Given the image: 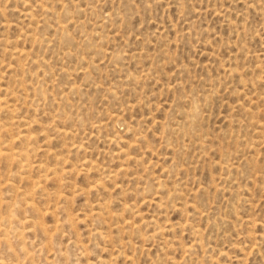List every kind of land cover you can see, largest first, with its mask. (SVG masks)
<instances>
[{"label":"rangeland","instance_id":"374dc122","mask_svg":"<svg viewBox=\"0 0 264 264\" xmlns=\"http://www.w3.org/2000/svg\"><path fill=\"white\" fill-rule=\"evenodd\" d=\"M0 98L6 264H264V0H0Z\"/></svg>","mask_w":264,"mask_h":264},{"label":"bare ground","instance_id":"6f19581e","mask_svg":"<svg viewBox=\"0 0 264 264\" xmlns=\"http://www.w3.org/2000/svg\"><path fill=\"white\" fill-rule=\"evenodd\" d=\"M43 3H44V2H43ZM39 4H40V3H39ZM41 4H42V3H41ZM46 5H47V4H46ZM40 8H43V6L40 7ZM45 8H46V7H45ZM31 15H32V13H31ZM28 16H29V15H28ZM31 18H32V17H31ZM29 19H30V17H29ZM37 21H38V20H37ZM37 21H35V22H37ZM22 31H23V30H22ZM24 32H25V31H24ZM26 33H27V32H26ZM26 33H24V34H26ZM30 35H32V34L30 33ZM22 36H24V35H22ZM25 37H26V36H25ZM21 49H22V48H21ZM18 51H19V52H18ZM18 51H17V52H18V55H19V53H21L22 51H20V50H18ZM24 51H25V50H24ZM15 53H16V52H15ZM25 54L28 55V52H27V53L25 52ZM19 56H20V55H19ZM23 56H24V55H23ZM17 60H18V59H17ZM9 89H10V88H9ZM11 90H12V89H11ZM8 91H9V90H8ZM9 92H10V91H9ZM9 92H8V94H9ZM12 93H13V92H12ZM5 94H6V93H5ZM11 95H12V94H11ZM7 97H8V96H7ZM2 98H3V97H2ZM4 99H5V98H4ZM4 99H3V100H4ZM16 99H17V98H16ZM3 100L0 98V107H2L1 105H3V104H4V105H3L4 107H5V105H7V104H5L7 100H6V101H3ZM14 105H15V104H14ZM12 106H13V105H12ZM13 107H14V106H13ZM9 108H10V107H9ZM3 110H4V109H3ZM12 110H13V108H12ZM10 111H11V110H10ZM17 119H18V118H17ZM25 123H27V121L24 122V124H25ZM27 124H28V123H27ZM1 125H2V124H1ZM28 125H29V124H28ZM2 126H4V125H2ZM2 126H1V127H2ZM5 126H6V129L9 127V126L7 127V125H5ZM8 130H9V132H10V129H9V128H8ZM58 131H60V130H58ZM0 133H1V132H0ZM23 133H24V132H23ZM23 133H20V134H23ZM58 133H59V132H58ZM10 134H11V132H10ZM10 134H9V136H10ZM17 134H18V133H17ZM29 134H31V133L29 132ZM3 135H5V134H3ZM18 135H19V134H18ZM18 135H17V136H18ZM11 136H12V135H11ZM14 136H15V135H14ZM30 136L34 137L35 134H34V136H33V133H32V135H29V137H30ZM0 137L3 139V137H2L1 134H0ZM12 137H13V136H12ZM21 137H22V136H21ZM23 137H24V136H23ZM23 137H22V139L19 137V140L21 139V141H23ZM26 137H28V135H27ZM29 137H28L27 140H29ZM5 138H7V136H6ZM9 138H11V137H9ZM7 139H8V138H7ZM25 139H26V138H25ZM25 139H24V140H25ZM32 139H33V138H32ZM32 139H31V141H33ZM201 139H203V138H201ZM14 140H15V139H14ZM14 140H13V141H14ZM17 140H18V138H17ZM0 141H2V140L0 139ZM8 141H10V140H8ZM8 141H7V142H8ZM11 141H12V140H11ZM15 141H16V140H15ZM25 141H26V140H25ZM203 141H204V140H203ZM2 142H4V139H3ZM28 142H29V141H28ZM8 143H9V142H8ZM8 143H7V144H8ZM2 144H3V143H2ZM11 144H12V143H11ZM27 144H28V143H27ZM29 144H30V143H29ZM203 144H204V143H203ZM5 145H6V144H5ZM9 145H10V144H9ZM9 145H8V146H9ZM31 145H32V144H31ZM12 146H13V145H12ZM25 146H26V145H25ZM204 146H205V144H204ZM1 147H3V146H1ZM31 147H34V146H31ZM31 147H30V150L33 149V148L31 149ZM10 148H13V147H10ZM10 148H9V149H10ZM22 148H23V150H24V147H22ZM26 148H29V147H26ZM1 149L4 150V148H1ZM5 149H7V147H5ZM13 149H14V148H13ZM13 149H11V150L13 151ZM18 149H19V148H18ZM20 149H21V148H20ZM11 150H10L9 153H7V152L5 153V151H7V150H4V152H3V151L1 152V150H0V155H4V156H6L7 158L5 157L4 159H5V160H6V159L8 160V159H9L8 157H10V159H12V158H13V155H15V156H17V155H18V156H24V154H25V153H24L25 150H24V152H23V150H22V152L19 151V150H18V151L16 150L17 152H16V151L11 152ZM26 150H27V149H26ZM8 151H9V150H8ZM32 151H34V150H32ZM28 152H29V151H28ZM28 152H27V153H28ZM27 153H26V154H27ZM28 154H29V153H28ZM28 154H27V155H28ZM29 155H30V154H29ZM29 155H28L27 157H26V155H25V157L28 158ZM15 158H16V157H15ZM15 158H14V159H15ZM16 159H17V158H16ZM16 159H15V160H16ZM19 159H20V162H22V157H21V158L19 157ZM135 159H136V158H135ZM7 160H6V161H7ZM23 160H24V158H23ZM25 160H26V159H25ZM13 161H14V160H13ZM6 163H7V162H6ZM16 163H18L17 160H16ZM25 163H26V161H25ZM25 163H24V164H25ZM18 164H19V163H18ZM20 164H21V163H20ZM28 164H29V160H28ZM30 164H31V163H30ZM9 165L11 166L10 161H9ZM22 165H23V164H22ZM22 165H21V167H22ZM26 166H27V165H26ZM30 166H31V165H30ZM41 166H42V164H41ZM7 167H9V166H7ZM7 167H5L4 170H6ZM21 167H19V165H18V169L21 168ZM36 167L38 168V165H37ZM39 167H40V166H39ZM41 168H42V167H41ZM43 168H44V167H43ZM53 168H54V167H53ZM11 169H12V168H11ZM11 169H10V167H9L8 170H6V171H9V170H11ZM18 169L16 168V171H17ZM22 169H23V168H22ZM47 169H48V168L46 167V170H47ZM49 169H50V168H49ZM19 170H20V169H19ZM19 170H18V173H19ZM38 170H39V169H38ZM52 170H53V169H52ZM60 170H61V169H60ZM60 170H59V173H60ZM48 171H49V170H48ZM53 171H54V170H53ZM57 171H58V170H57ZM9 172H10V171H9ZM9 172H5L4 175H3V172H1L2 175H0V176H4V177H5V174H8ZM39 172H40V171H39ZM39 172H38V173H39ZM41 172L43 173V169H42ZM46 172H47V171H46ZM46 172H44L45 175H47ZM61 172H62V170H61ZM14 173H15V171H14ZM20 173H22V171H20ZM44 173H43V175H44ZM11 174H12V173H11ZM11 174L9 173V175H11ZM19 175H20V174H19ZM43 175L41 174V176H43ZM50 175H51V174H50ZM50 175H49V176H50ZM53 175L55 176V173H54ZM255 175H256V174H255ZM25 176H26V177H28V176L31 177L29 174H28V176H27V174H26ZM49 176H48V177L46 176V177L49 178ZM39 177H40V176H39ZM51 177H53V176H51ZM56 177H57V178H60L61 176H60V175L58 176V175L56 174ZM0 178H2V177H0ZM5 178H6V177H5ZM5 178H4L3 180H4L6 183L3 182V181H2V182L5 183V184H7V181L5 180ZM34 178H36V177H34ZM34 178H33V179H34ZM44 178H45V176H43V180H44ZM6 179H7V178H6ZM45 179H46V178H45ZM36 180H37V178H36ZM39 180H40V179H39ZM56 180L58 181V179H56ZM45 181H46V180H45ZM52 181L54 182V180H52ZM62 181H63V179H62ZM62 181H61L60 184H59L60 181H59L57 184L60 185V186H62ZM2 182H1L0 184H2ZM43 183H44V182H43ZM5 184H4V185H5ZM4 185H3V186H4ZM7 185H9V183H8ZM41 185H42V184H41ZM0 186H1V185H0ZM38 186H39V185H38V183H37V187H38ZM55 186H56V185H55ZM60 186H59V190H58V191L62 192L61 189H60ZM70 186H71V185H70ZM10 187H11V185H10ZM33 187H34V185H33ZM45 187H46V186H45ZM0 188H1V187H0ZM35 188H36V187H35ZM35 188H34V189H35ZM46 188H47V187H46ZM46 188H44V189L47 190ZM9 189H10V188H9ZM10 190H11V189H10ZM56 190H57V188L55 187V191H56ZM1 191H2V189H1ZM1 191H0V192H1ZM21 191H22V189H21ZM24 191H26V190H24ZM33 191H34V190H33ZM42 191H43V190H42ZM53 191H54V190H53V187H52V192H53ZM37 192H38V191H37ZM48 192H49V191H47V194H46V195H47V197L49 198L48 194L50 195V192H49V193H48ZM60 192H59V193H60ZM22 193L25 194L24 192H22ZM28 193H29V192H28ZM30 193H31V192H30ZM34 193H36V192H34ZM53 193H54V192H53ZM57 193H58V192H57ZM73 193H74V192H73ZM60 194H63V193H60ZM0 196H1V194H0ZM14 196H15V193L13 194V197H14ZM31 196H32V194H31ZM31 196H30V195L28 196L29 199L31 198ZM53 196H54V195H53ZM43 197H44V196H43ZM58 197H59V194H58ZM26 199H27V196H26ZM29 199H28V200H25V205L28 206L30 209H32V210H33L32 212H34V213H35L36 215H38V216H40V215L43 214V210H44V209H45V211H46V209L50 208V206H48V208H46V206H45V208H43V210H42V212H41V209H39V208H41V206H40V207H39V206L37 207L38 204L36 203V201H35V203H34L33 200L29 201ZM45 199H47V198L45 197ZM49 199H50V198H49ZM52 199H55V198L52 197ZM64 199H65V197H64ZM1 200H2V198L0 197V203H2ZM34 200H35V198H34ZM66 200H67V199H66ZM5 201H6V200H5ZM21 201H23V199H21ZM32 201H33V202H32ZM45 201H46V203H49V205H50V201H47V200H45ZM53 201H54V200H53ZM98 201H99V200H98ZM100 201H101V200H100ZM106 201H107V200H106ZM7 202H8V201H6V202H4V203H5V206L7 205V207H8V205H10V204L7 203ZM13 202H14V201H11V206L13 205ZM54 202H55V201H54ZM62 202H63V201H62ZM96 202H97V201H96ZM20 203H21V202H20ZM20 203H19V204H20ZM23 203H24V201H23ZM46 203H45V204H46ZM59 203H60V202H59ZM59 203L57 202V204H54V206H55V207H58V205H61V203H60V204H59ZM101 203H102V202H101ZM125 203H126V202H125ZM156 203H157V201H156ZM17 204H18V202H17ZM17 204H16V205H17ZM36 204H37V205H36ZM88 204H89V203H88ZM104 204H106V203H104ZM161 204H162V203H161ZM161 204H160V206H161ZM21 205H22V204H21ZM109 205H110V204H108V206H109ZM164 205H165V203H164ZM0 206H1V205H0ZM11 206H9V209L7 208L8 213H7V215H6V213H5V217H3L4 215L2 216V215L0 214V218L3 217L2 220H1V221H2L1 223H3V224L6 223V225H7V226L4 225V226H6V228H4V226H3L2 234H4V235L7 236V238L4 240V243H7L9 247H10V244L8 243V240H9V238H8L9 236H8V235L10 234V232H12L13 234L17 235V237H18L19 235H22V231H20V230H21L20 226H19L20 230L18 229L19 231H18L16 228H15L14 231L12 230V228L15 227V226H13V222H14V218H15L16 215L13 217V215H14L13 213H14L15 211H13L14 209L11 211V209H10ZM23 206H24V205H23ZM51 206H53V204H51ZM54 206H53V207H54ZM67 206H68V205H67V203H66V207H67ZM95 206H96V205H95ZM106 206H107V205H106ZM172 206H173V205H172ZM174 206H175V205H174ZM28 207H27V209H29ZM63 207L65 208L64 205H63ZM127 207L129 208L128 204H127ZM127 207H126V208H127ZM5 208H6V207H5ZM97 208H98V207H97ZM68 209H69V208H68ZM105 209H106V208H105ZM123 209H124V206H123ZM50 210H51V208H50ZM53 210H54V209H53ZM66 210H67V209H66ZM196 210H197V209H196ZM29 211H30V210H29ZM64 211H65V209H64ZM67 211H68V210H67ZM94 211H97V209H96V210L94 209ZM12 212H13V213H12ZM50 212L53 213V211H50ZM100 212H101V213L103 212L102 209H100ZM107 212H108V210H107ZM51 213H50V214H51ZM54 213H55V212H54ZM67 213H69V212H67ZM87 213H89V212H87ZM90 213H92V212H90ZM195 213H196V212H195ZM197 213H198V212H197ZM25 214H26V213H25ZM28 214H29V213H28ZM93 214H94V213H93ZM116 214H117V213H116ZM135 214H136V213H135ZM52 215H54V214H52ZM103 215H104V214H103ZM105 215H106V214H105ZM105 215H104V216H105ZM24 216H26V215H24ZM32 216H35V215H32ZM18 217H19V216H18ZM27 217H29V216L27 215ZM42 217H43V215H42ZM73 217H74V216H73ZM85 217H86V216H85ZM20 218H21V217H20ZM33 218H34V217H33ZM33 218H32V219H33ZM36 218H38V217L36 216ZM116 218H117V216H116ZM125 218H126V217H125ZM125 218H124V219H125ZM132 218H133V217H132ZM39 219H40V218H39ZM66 219H67V222L69 221V222L71 223V222L73 221L74 218H72V216H70L69 214H67V215H66ZM80 219H82V218H80ZM104 219H105V218H104ZM21 220H22V221H20V222H22V223L30 222V221H31L29 218H26V217H24V218L21 219ZM61 220H62V219H61ZM64 220H65V219H64ZM40 221H41V220H40ZM40 221L37 222V225L41 227V230H42L43 234H45V233H46V232H45V230H46L45 225L43 226L42 223H41ZM55 221H56V220H55ZM74 221H75V220H74ZM94 221H95V220H94ZM105 221H107V219H106ZM128 221H129V220H128ZM143 221H144V219H143ZM152 221H153V220H152ZM165 221H166V220H165ZM32 222L34 223L35 220H34V221L32 220ZM75 222H76V221H75ZM167 222H169V221L167 220ZM72 223H73V222H72ZM72 223H71V225H72ZM107 223H108V222H107ZM117 223H118V222H117ZM125 223H126V221H125ZM150 223H151V221H150ZM99 224H100V223H99ZM152 224H153V223H152ZM178 224H180V222H178ZM18 225H19V224H18ZM18 225H17V227H18ZM1 226H2V225H1ZM110 226H111V225H110ZM119 226H120L119 228L121 229V224H120V223H119ZM131 226H132V225H131ZM168 226H169V225H168ZM21 227H25V226H22V224H21ZM31 227H32V226H31ZM126 227H127V226H126ZM159 227H162V226H159ZM166 227H167V226H166ZM123 228H124V226H123ZM123 228H122V230H123ZM128 228H129V227H128ZM138 228H139V227H138ZM171 228H172V226H171ZM93 229H97V228H93ZM98 229H99V228H98ZM134 229H135V228H134ZM136 229H137V227H136ZM162 229H163V227H162ZM122 230H121V231H122ZM131 230H133L132 227L130 228V231H131ZM138 230H139V229H138ZM153 230H155L154 227H153L152 231H153ZM165 230H166V229H165ZM194 230H195V229H194ZM23 231H24V230H23ZM119 231H120V230H119ZM139 231H140V230H139ZM163 231H164V230H163ZM47 232H48V230H47ZM102 232H103V231H102ZM102 232H101V233H102ZM194 232H195V231H194ZM106 233H107V232H106ZM106 233H105V235H106ZM130 233H131V232H129L128 234H130ZM135 233H136V232H135ZM95 234H98V233L96 232ZM120 234H122V232H120ZM126 234H127V233H126ZM132 234H133V233H131L130 235H132ZM140 234H141V233H140ZM151 234H155V232H153V233L151 232L150 235H151ZM159 234H160V233H159ZM161 234H162V233H161ZM107 235H108V233H107ZM136 235H137V233H136ZM144 235H145V233H144ZM12 236H13V235H12ZM22 236H23V235H22ZM127 236H128V235H127ZM137 236H138V235H137ZM137 236H136V237H137ZM19 237H21V236H19ZM129 237H130V236H129ZM121 239L123 240V238H121ZM118 240H119V238H118ZM122 240H121V241H122ZM197 241H198V240H197ZM121 243H122V242H121ZM23 244H24V242H23ZM130 244H131V243H130ZM183 245H184V244H183ZM201 245H202V244H201ZM185 246H186V245H185ZM187 247H188V246H187ZM184 248H185V247H184ZM200 248H201V247H200ZM202 248H204V246H202ZM202 248H201V250H202ZM186 249H187V248H185L184 251H185ZM21 250H22V249H21ZM81 251H82V250H81ZM188 251H189V250H188ZM186 253H187V252H186ZM86 254H87V253H86ZM189 255H190V253H189ZM9 258H11V256H10ZM29 259H30V258H29ZM90 259H91V258H90ZM90 259H89V257H88V261H89ZM17 260H18V259H17ZM86 260H87V259H86ZM4 261H6V260H2V259H0V264H6V262H4ZM91 261H92V260H91ZM91 261H90V262H91ZM93 261H94V260H93ZM100 261H101V260H100ZM11 262H12V264H18V263H15V262L13 263L12 260H11ZM95 262H96V261H95ZM20 263H21V262H19V264H20ZM84 263H86V262L84 261ZM27 264H28V263H27ZM96 264H97V262H96ZM101 264H102V263H101Z\"/></svg>","mask_w":264,"mask_h":264}]
</instances>
